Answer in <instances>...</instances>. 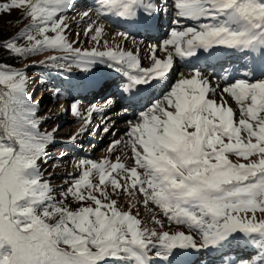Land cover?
Returning a JSON list of instances; mask_svg holds the SVG:
<instances>
[{
    "label": "snow or ice",
    "instance_id": "6c2138e0",
    "mask_svg": "<svg viewBox=\"0 0 264 264\" xmlns=\"http://www.w3.org/2000/svg\"><path fill=\"white\" fill-rule=\"evenodd\" d=\"M75 3H0V12L23 9L30 20L16 36L0 40V50L14 60L49 50L62 53L40 64L79 69L83 80L69 90L111 87L96 76L107 69L119 77L113 83L124 111L127 106L141 110L108 149L119 150L123 160L78 159L79 175L69 174L57 199L40 161L48 157L58 128L40 130L39 102L28 93L27 69L0 61V264H207L193 255L233 245L252 250L239 264H264V216L257 215L264 214V0H94L97 21L114 16L132 27H151L161 12L171 13L176 27L149 47V67L123 43L109 46L88 10L82 16L90 21L84 35L94 46L69 41L65 14ZM119 35L126 41L130 33ZM220 49L242 62L223 75V86L198 69L190 77L178 73L170 82L176 58L204 56L211 62ZM158 51L166 58L160 59ZM114 104L109 96L103 107L92 104L85 117L72 103V113L85 122L77 135L86 133L94 113ZM109 123L102 121L106 134ZM125 193L128 210L112 198ZM137 194L142 199L133 203ZM69 197L78 203L75 209ZM141 203L161 229L165 225L149 204L187 231L148 227L138 212L133 215Z\"/></svg>",
    "mask_w": 264,
    "mask_h": 264
},
{
    "label": "rangeland",
    "instance_id": "374dc122",
    "mask_svg": "<svg viewBox=\"0 0 264 264\" xmlns=\"http://www.w3.org/2000/svg\"><path fill=\"white\" fill-rule=\"evenodd\" d=\"M7 2V0H0V3ZM171 3V0H168ZM163 3V0H161ZM95 4L94 0H76L75 6L72 7L69 11L66 12L65 18L67 24L70 26V30L67 33L69 41L78 40L79 43L75 46L81 48L91 49L95 42L91 40L90 35H84L85 30L89 26V19L83 18V12L88 10L91 15L92 21H97V13L94 10ZM161 20L164 22L169 21L172 23L173 17L171 13L165 14L161 12L159 15ZM117 18L114 16L101 17L97 21L98 26H102L104 32V39L107 40L109 46H116L120 43H123V46L126 50H132L134 52L138 51L139 56L142 61V66L149 67L151 65V60L147 58V54L149 52V47L151 45H159L162 40L168 37L169 31L171 28L176 27L173 23L168 27L163 29L164 37L158 39V42L152 41L151 43H144L142 39L137 38L135 34L130 33L129 30H124L120 28L117 22V25L114 24ZM0 23L8 30H12V37L16 36L22 29H24L29 23L30 20L25 16V12L23 9H14L11 12H0ZM166 30V32H165ZM129 32L130 36L126 41L122 40V37L119 33ZM80 35L77 36L76 34ZM160 36H162L160 34ZM11 37V38H12ZM25 40H19V44H25ZM146 44V45H145ZM97 47H101L100 45H95ZM103 50V49H102ZM172 51L171 48L168 49ZM52 55H62L59 52H53L51 50L45 51L42 53H38L29 57L22 58L23 63L19 69H27V76L29 79L28 85V93L32 91L31 99L34 102H39L38 106V116L41 118V131H51L53 128H58V131L55 133V142L49 145L48 157L44 160L40 161L41 170L44 172L45 178L50 179L52 186L56 189L54 195H56L57 199H60V191L63 188L68 186L70 176L69 174H74L76 176L79 175V170L76 167L78 159L88 158L94 161H100L105 158L111 159L115 162L117 156H121L123 160L122 153L118 150L114 153H110L108 151L111 142L114 139H120L124 137V133L127 129L128 122L131 121L135 123L138 119V112L141 110L140 108H133L132 106H127V112L124 111L126 105H118V102L121 100L115 83L112 84L111 87H106L104 91L97 92V88H89V87H75L69 90L70 85L80 84L83 80V74L81 71L75 67L71 69V71H65L61 69L51 68L48 65L51 64V61H48L46 64L41 65V61H45L47 57ZM156 55L160 59L166 58L165 52L158 51ZM147 61L145 63L144 61ZM177 63V61H176ZM29 65H33L28 67ZM40 70H45L46 74L50 72H61L64 71L69 74L71 77V81L68 80H58L50 82V86L44 88L39 87L37 82L39 76L34 77L35 72H39ZM193 71L188 70H177L178 73H182L185 77L190 76ZM175 76L174 82L178 76ZM113 75H117L114 72H111L107 69L103 71L96 72V76L101 78V80L106 81L108 77H112ZM225 75L222 72L221 75L216 76L215 79H219ZM115 77V76H113ZM212 83L213 79L210 78ZM215 85V84H214ZM223 86V85H222ZM50 89V90H48ZM116 89V90H115ZM113 93V94H111ZM68 95V98H67ZM114 97L115 104L110 109H108L104 113H94L91 116V123L87 127V131L83 135H77L81 132V130L85 127V122L83 119L78 118L71 111V104L77 103L79 107V111L83 114V116L88 115L89 108L92 104H96L98 107H103L106 103L107 97ZM218 100V97H214ZM228 103L235 109V104L231 100ZM107 119L110 121L108 127L111 129L110 133H104L102 130L103 124L102 121ZM76 135L77 139L75 142H72L70 138ZM64 154L61 158V154ZM233 161H236V157H230ZM128 164H131L130 160L123 161ZM95 181V177H94ZM113 199H118L119 205L123 210H128V197L127 194H123L121 196H112ZM142 197L140 194H137L135 200L132 202L135 203L136 200H141ZM67 203L75 209L78 206V203L75 200H72L70 197ZM148 208H152L157 216V219H161L165 225L163 229H161L158 225H155L153 222V217L147 213V209L141 203L138 205L136 209L133 210V215L139 213V218L142 219L143 223L148 227H155L158 231H176V230H184L187 231L183 226H177L174 223H170L166 217H163V214L159 209H156L153 205L149 204ZM259 216H264V214L257 213ZM204 251L198 253L203 255ZM117 264L114 260H109L108 264Z\"/></svg>",
    "mask_w": 264,
    "mask_h": 264
},
{
    "label": "bare ground",
    "instance_id": "6f19581e",
    "mask_svg": "<svg viewBox=\"0 0 264 264\" xmlns=\"http://www.w3.org/2000/svg\"><path fill=\"white\" fill-rule=\"evenodd\" d=\"M153 22H155V19H153ZM183 23H185V24H191L192 22L191 21H184ZM170 24H172L170 22V20L169 21H166V22H164L163 20H161L159 22V24L157 23V29H159L157 32H155V33H148V32H144L143 31L142 33H137L136 36H137V38L143 40L141 42L142 44H144L146 42L147 43H151L152 41H156V39H157V41H156V43H157L158 42V39H160L161 37L163 38L165 36L164 33H163V29L165 27H168ZM119 27L122 28V29H124V30H126V28H127L126 27V23L122 19L120 21ZM160 34L162 36H160ZM231 55L232 54L228 50H223V49L218 50L217 53H216V56H220V58L218 59L216 65L214 67L215 69L211 72L210 75H207L208 67L210 65L207 64V61H206V59H205L204 56H199L198 60L195 61V62H194V60L197 59V58H190L189 60L183 61V62L180 61L178 58H176L174 60V69L171 71L170 76H169L170 82H172L174 80V78H175V76L177 74V70L183 69V70H188V71H194V70L198 69L203 74H205L208 77L212 78L214 84H220L222 86L224 84L223 79L222 78L215 79V78H216V76H218V74L220 72L221 66H223L227 62L228 63L230 62L229 58H230ZM176 61H177V63H176ZM144 62L147 63L146 60ZM240 63H242V62L241 61H238L237 59H233L231 61V64L230 65L231 66H234V69H235V68H239L240 67ZM227 71H229V73H232L233 72V69L231 71H230V69H228ZM242 73L243 72H240L238 74L242 75ZM113 76H115V77H113ZM113 76L112 77H108L106 81H108L109 83L113 84V82L119 80V77L117 75H113ZM188 77H190V76H188ZM97 89H98L97 92H100L102 90L104 91V89H100V88H97ZM111 94H113V93H111ZM122 104L124 105L125 103L120 100L118 102V105H122ZM137 108H139V107H136V109ZM251 254H252L251 251L243 252L242 258L249 259L250 256H251ZM194 255H196V254H194ZM204 255L207 258H211L212 257V256H207L208 255L207 253H204ZM111 264H113V262Z\"/></svg>",
    "mask_w": 264,
    "mask_h": 264
},
{
    "label": "trees",
    "instance_id": "16d2710c",
    "mask_svg": "<svg viewBox=\"0 0 264 264\" xmlns=\"http://www.w3.org/2000/svg\"><path fill=\"white\" fill-rule=\"evenodd\" d=\"M12 30L6 29L1 23H0V40L3 39H11L12 37ZM12 54L8 51H3L0 50V61L7 65H12L14 66L15 69H19L22 66L23 60H14L11 58ZM34 77L39 76L37 85L39 87H48L50 86V82L52 81H58V80H68L71 81V77L69 76L68 73L61 71V72H50L49 74H46L45 70H40L39 72H35ZM71 79V80H70ZM72 82V81H71ZM50 90V89H48ZM32 91H30V96L32 95Z\"/></svg>",
    "mask_w": 264,
    "mask_h": 264
}]
</instances>
